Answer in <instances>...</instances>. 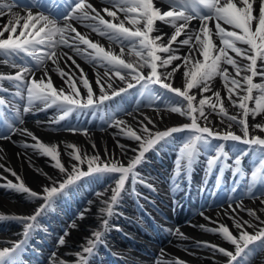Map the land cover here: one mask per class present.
<instances>
[{"label": "snow or ice", "instance_id": "1", "mask_svg": "<svg viewBox=\"0 0 264 264\" xmlns=\"http://www.w3.org/2000/svg\"><path fill=\"white\" fill-rule=\"evenodd\" d=\"M170 5L166 11L156 7L154 0H108L111 7L97 9L88 0H47L46 8L49 15H45L44 11L33 12V8H44L45 4L41 0H23L20 7L26 10L24 15L19 12H14L12 9L16 6L15 2L0 4V17L5 15V9L9 20L5 24H0V55L5 57L4 63L10 64L11 67L18 68L14 74H0V80H8L17 89L14 93H9L13 97L24 99L23 92H27V105L23 108V113L26 114L32 110L35 102L43 103L44 108L56 105L63 115L52 121L59 123L73 112H84L91 110L95 114L103 108L106 102L112 101L115 97L122 94H128L129 90H136L140 95L152 93L153 85H158L160 89L174 94L180 106L171 107V112L178 113L181 116L190 118L191 123L183 124L179 127H171L165 131L157 130L154 134L148 129L143 121H140V133L147 134L149 138L140 145L141 151L139 155L129 164L128 167L117 166L112 164L108 166H92V160H98L99 156L92 157L88 164V171H81L79 164H72V171L68 170L61 164L58 158L59 153L55 145L48 146L37 142L34 145L44 155L49 156L55 163L54 167L58 168L60 173L66 175V179L60 181L53 177H48L51 184L54 186H44L43 194L32 191L27 188L21 181L19 184H12L7 181L8 188L15 189L18 192L27 193L33 199H43L41 204L31 216L16 217L24 225L23 235L27 237L29 231L34 227V223L38 217L43 215L51 206L54 198L57 195H66L68 188L73 186L77 181L84 177L93 174H112L119 173V179L116 180V186L112 189L110 197L111 204H117L121 197V190L124 189L125 180L129 173H132L133 183H144L143 177H137L133 172V168L137 164L145 162V153L149 149H153L158 144L167 143L173 133L189 130L190 138L180 150V158L176 161L177 165L181 164V160H186L190 166L198 154L197 145L210 147L212 139L222 141H236L248 146V149L256 152L260 160V168L252 173L253 181L257 180V173L264 169V137L259 135L249 136V128L247 118L249 115L255 117L264 113V83H254V78L259 77L264 80V0H167ZM255 5H258V14ZM55 12H60V19L63 21V27L57 25V20L53 17ZM111 19H105L104 15ZM118 14H123L124 20L119 18ZM198 19L200 27L198 30H192L188 27L189 22ZM215 20V35H217L222 43V47H217L211 39L212 29L209 28V21ZM90 21L93 27L100 31L101 35L108 36L109 39H117L122 44L131 45V50H136L135 55L139 57V63L126 62L122 57L124 48H121L120 55H116L111 51H106L98 43H94L86 36L81 34L72 26L71 21ZM156 21L174 26L175 31L170 37H165L167 34L153 36L152 33L157 31L155 28ZM129 26L126 27L125 23ZM232 26L233 31H227L221 24ZM102 26V28H101ZM238 30V31H237ZM5 33L7 35L5 36ZM67 33H73L66 38ZM58 36V39L55 38ZM184 36V39H180ZM71 40V43H69ZM237 42L247 45L246 48L238 47ZM80 44L86 45L88 58L99 62L104 68L103 75L97 73L96 85L99 88V96H95L93 89L87 79L86 73L76 64L71 56L67 60H72L80 72V83L87 89L86 99L80 98L79 89L75 86L73 76L68 73L61 72V77H67L66 84L70 89V94H65L64 89L57 90L49 78L47 83L44 77L39 80L35 78L33 68L40 69L43 67L45 60H52L56 63L58 45H66L80 52ZM175 46V47H174ZM187 46L188 55L178 56L175 53L180 47ZM47 49V51H44ZM85 49V51L87 50ZM229 50L239 57L238 61L233 56L229 55ZM160 53L166 54L161 55ZM21 54L32 57L36 64L33 68H27L23 65H18L12 57L23 59ZM63 55H67L66 53ZM202 57V59L198 58ZM181 61L175 65L172 62ZM226 63L234 69V74L230 73L227 68H221V63ZM67 63V61H66ZM171 66V70H167ZM147 67L150 69L145 76L139 68ZM163 69L164 71H160ZM182 71L183 86L175 87L172 83V78ZM31 75V79H26ZM45 75L47 71L45 70ZM222 77L226 98L233 106L241 110V118L237 116H228L226 109L222 106V96L220 90L213 91L210 81L216 76ZM118 78L123 82L124 87H114L113 82ZM139 86V87H137ZM199 89L201 97L196 102V95L191 94V90ZM258 90L260 95H253V91ZM0 91L8 92V89L0 88ZM211 92V97H204L203 93ZM243 93V94H241ZM249 102L254 106L249 108ZM220 104V115L227 116L230 121L238 123L243 129V136L236 135L232 131L224 134L214 132L209 126L211 123L208 120V114L205 111V106L216 112L217 104ZM9 108L15 106L0 98V108ZM131 115V113H129ZM148 123L153 121L145 117ZM203 120L204 126L198 123V120ZM15 121L22 124L23 120L19 110H15ZM111 127L121 129L123 133L131 139L139 142L142 140V135H138L136 131L126 128V122L122 120H112ZM254 127L264 132V124H256ZM72 132L81 131L77 128L67 129ZM87 134V130H82ZM19 132L21 135L37 138L32 132L26 128L15 127L13 124H8L0 129V139H11L14 133ZM28 145H26L27 147ZM74 149L69 155L79 162L84 163V158L80 155L79 149L75 146H69ZM95 147V145H93ZM124 149V145H120ZM223 144L217 148L216 156L211 157L208 161L211 167L216 161L223 156L228 158V153L223 151ZM248 154L247 151H240L235 158V164L240 165L241 160ZM0 167H3L0 165ZM13 176L17 174L11 169ZM239 171V168H237ZM0 179H5L0 177ZM17 179L20 178L17 176ZM259 182L264 185V175L259 177ZM147 187L152 189L151 184ZM155 190V189H152ZM233 192L236 191L234 188ZM251 188H249V192ZM102 196L103 193H97ZM260 196L264 197V192H260ZM231 197L229 200L231 201ZM264 204V199H261ZM111 204L108 207L111 213ZM231 207V204H230ZM237 207H243L237 205ZM235 212V209H232ZM249 215L254 217L261 225H264V220L256 214L253 209L247 210ZM264 212V208L260 209ZM203 215V213H201ZM81 219L83 216L81 215ZM210 219L209 217H205ZM235 228L238 230V235H233L229 228L223 224L217 229H209V231L219 232L223 239L234 246V252L218 247L214 244L198 243V247H208L213 253H220L228 258V264H240V260L256 247H264V227H259L248 220H240L237 217H232ZM107 224V221H104ZM74 226V225H73ZM203 227V226H201ZM256 229L255 232H249L248 229ZM65 232L58 239L60 245L66 243ZM102 233L94 232L93 239L88 241V245L83 247L82 252L76 255L80 257L77 264H87L88 256L93 253L95 244L100 242ZM24 240L13 243L11 247L0 249V264H17L18 253L24 244ZM87 253L88 256L84 254ZM53 264H57L56 254H52ZM59 264H64L59 261ZM178 264H183L179 261Z\"/></svg>", "mask_w": 264, "mask_h": 264}, {"label": "bare ground", "instance_id": "2", "mask_svg": "<svg viewBox=\"0 0 264 264\" xmlns=\"http://www.w3.org/2000/svg\"><path fill=\"white\" fill-rule=\"evenodd\" d=\"M89 3L93 4V6L97 9H103L106 7H111L109 5L108 0H88ZM5 3H13L10 0H0V4ZM156 7L160 8L163 11L169 9L170 5L165 3L163 0H154ZM256 8V12L254 14H258V5L254 6ZM45 15H49L47 12ZM14 12H19L21 15L25 13L19 10L16 6L12 9ZM8 10L5 9V15L0 17V24H5L9 20V16L7 14ZM104 15L105 19H111ZM121 20H124L125 17L123 14H118ZM74 28L84 36H86L89 40L94 43H98L101 45L106 51H111L116 55H120L121 48H124L123 59L126 62H133L134 64L139 63V57L135 55V51L131 50L130 45L126 43H121L119 40L113 38L109 39L106 35H101L100 31H92L89 27L93 26L90 21H71L70 22ZM87 23H91L90 26H87ZM191 23H189L188 27L191 29ZM57 25L63 27V21L57 22ZM125 26L128 27L129 23L126 22ZM175 31L174 27L171 26H160L159 30L153 34L160 35L161 33L167 34L165 37V43L167 42V37H170ZM238 31V30H237ZM7 33H5V36ZM74 35L73 33H67L66 38ZM58 39V36L55 37ZM71 43V40H69ZM81 51L77 52L74 48H70L66 45H58L56 51L60 54L56 63H53L52 60H45L43 67L40 69H35L33 66V72L36 73L37 80L41 77H44L45 83H47L48 79H51L54 87L59 90L60 88L64 89L65 94H70V89L66 84L67 77L62 78L61 72L68 73L73 76V80L75 86L79 89L80 98L86 99L87 97V89L80 83V72L79 69L72 64V60H67L68 56H71L73 60H75L76 64L83 69L84 73L87 75V79L90 82V85L93 89L95 96H99V88L96 85L97 73L103 75L105 72V68L99 64V62H93L88 60L85 57L88 52L92 50L89 49L87 51H83V49H87L86 45L81 44ZM47 51V49H44ZM67 54L66 56L63 54ZM161 55H165L160 53ZM178 56L188 55V48L184 46L181 50L176 52ZM229 55L233 56L237 60H240L239 57H236L235 53L229 52ZM202 59V57H198ZM5 57L0 55V74H14L18 71V68L11 67L10 64H5ZM13 59V58H11ZM25 59V58H23ZM14 60V59H13ZM67 61V63H66ZM33 64L36 63L32 62ZM177 63H182L181 61L174 60L172 62L173 65ZM18 64V63H17ZM24 66V65H23ZM25 67V66H24ZM28 68V67H27ZM221 68H227L230 73L234 74V69L226 63H221ZM45 70L47 71V75H45ZM167 70H171L169 67ZM145 76H147L150 71L147 67L139 68ZM160 71H164L161 69ZM29 79V77H27ZM183 74L182 71L178 73L175 77L172 78L173 86L182 87L183 86ZM254 83H264V80H261L259 77L254 78ZM210 85L213 89L219 90L220 88H224V83L222 77L216 75L211 81ZM114 87H124L123 82L119 81L118 78L113 82ZM191 94L196 95L197 99L202 98L199 89L191 90ZM243 94V93H241ZM212 95L211 92L203 93V96ZM206 113L209 112L208 109H205ZM137 112V114H136ZM131 113V115H129ZM236 113V112H234ZM63 115L61 110L56 111L54 114H48L41 119H36L28 117L21 124V128H26L30 132L34 134L37 138L34 140L32 137L21 135L19 132L14 133L11 136V139H0V177H4L5 179H0V182L11 181L13 184H19L21 181L25 184V186L32 191H36L38 193L43 194L44 186H52L51 181H49L48 177H53L57 180H63L66 175L60 173L59 169L54 167V161L47 155H44L39 149L35 148L34 145L39 142V139L42 140V143L48 146L55 145L58 149L59 156L58 158L61 161V164L68 170V172L72 171V164H79V169L81 171H88V164L92 157L99 156L98 160H92V166H104L107 164L109 167L112 164H116L117 166L128 167L129 164L135 159L136 156L139 155L141 151L140 145L145 143V141L149 138L147 134H141L140 129V121H143L144 124L148 127L151 133H155L157 130L165 131L171 127H179L183 124L184 118H188L186 116H181L178 113L171 112V110H157L154 108H142L139 110L131 111L123 117L122 121L126 122V128L131 129L132 131H136L138 135H142V140L137 142L131 139L129 136L125 135L121 129L116 127H109L103 131H87V134L84 132H72L67 129L65 130H53L54 123L51 120L52 116L59 117ZM211 115V114H210ZM241 115V112H240ZM148 117L153 121V123L149 124L148 120L145 119ZM220 122L215 117H208V120L211 122L209 126L212 128L214 132H219L224 134L228 131H232L236 135L243 136V129L238 123L227 122L226 120L219 118ZM204 126V121L199 120ZM248 128H249V136H261L264 137V132H261L256 127L251 128L252 123L255 124H264V113L256 115L253 117L249 116L247 119ZM226 124V125H224ZM224 125V126H223ZM27 137L30 141L28 146L25 144L20 145L21 137ZM141 143V144H140ZM75 146L76 149H79L80 155L84 158V163L77 162L73 156L69 155V153H73L74 149L69 146ZM95 145V147H93ZM120 145H124V149L122 150ZM164 152H168L169 148H165ZM235 155H230L229 160H232V157ZM147 158H152L147 156ZM167 159L169 157L166 156ZM187 164V162H185ZM184 163V164H185ZM174 170L170 171L168 175L160 176V173L154 170H146L149 169L146 167L144 163L137 164L134 166L133 170H138V177H143L144 183L137 182L135 184V189L138 192V195L145 201L144 194H152L155 195V202L149 201L146 204H150L151 208L154 211L160 213V215L164 216V218H160L163 226L170 227V230L174 232L173 237L168 242H160L159 245L146 244L144 247V253L146 255L144 257H140L137 261L133 262L134 264H155L152 260H156V264H178L179 261H182L183 264H187L190 261L191 264H226L228 262V258L223 256L222 254L213 251L208 247H198V243H208L214 244L218 247H224L229 251L234 252V246H232L228 241L224 240L222 235L217 231H209V229H217L221 224L227 226L233 235H238V230L235 228L232 217L235 216L240 220H248L253 224L258 225L259 227H264L261 225L259 221H257L254 217L250 216L248 213V209H253L256 211V214L260 217L261 220H264V212H261L260 209L264 208V204L261 203L260 195L252 196V193H248L243 197H232L231 201L228 196L221 195L213 200L211 197H208L207 194L210 193L211 188L217 187V185L222 183L223 188L226 185H237L242 178L240 177V172L235 176L234 179H228V169L220 167V165H215V163L211 166V170L213 172V176L207 182V189H205V197L204 200L201 201L199 198L195 201V198L192 197V194L189 192H196V188L198 185L199 178L201 180H205L206 176L202 175V167L203 164L201 159L198 158L197 162L193 165V168L187 169L185 168L182 173L178 170L179 166L176 162H174ZM215 165V166H214ZM7 169H11L14 171L17 176L20 178L17 179V176H13L10 171ZM211 170L209 172H211ZM225 171V177L220 178L218 180V173L222 175V172ZM86 172V171H85ZM207 175V174H206ZM209 175V174H208ZM227 175V177H226ZM193 178V180H192ZM149 179V182L146 181ZM185 179V180H184ZM147 184L154 185L152 190L147 187ZM128 186L129 181H126L124 186ZM54 186V185H53ZM115 185L109 188V190L103 193L102 196L95 195L94 199L90 200L85 207V215L81 220V223L77 225V227L65 236L66 243L64 245L59 244L60 251L65 254L63 258L64 264H72V255L73 249L75 246L78 247V244L86 241L88 245L89 237L93 236L92 230L97 228L100 231L103 227V217L106 215V210L109 207L110 197L112 195V189L115 188ZM191 186H193L191 188ZM242 187H249V182H243L241 184ZM258 189L261 192L264 191V187L258 186ZM245 190V188H244ZM2 189H0V215L8 214L10 216L12 213L15 214H31L35 207L37 206L36 202L43 201L42 199H33L30 196L27 198H19L13 195H6L1 193ZM260 194V193H259ZM171 197H177V200L173 202L171 205ZM188 199L192 200L191 203L192 208L197 209V212L194 216H192L188 221L183 222L179 218L175 217L173 212L166 213V207H172L173 205H179L181 201H185ZM236 197V196H235ZM193 198V199H192ZM226 199L229 202L228 205H224L222 200ZM126 205L128 202H125ZM199 203V204H197ZM231 204V207H230ZM223 207H219V206ZM237 205H242L243 207H237ZM232 209L236 211L233 212ZM203 213V215H201ZM146 220L145 222L149 223L145 215H142ZM205 217H209L210 219H206ZM99 221V222H98ZM101 223V224H100ZM95 225V228H93ZM203 226V227H201ZM154 231H156L155 227L151 225ZM20 228V227H16ZM164 228V227H161ZM256 229H248L249 232H255ZM9 227L0 230V239H3L4 236L10 235ZM143 232L140 231V234ZM89 234V237L86 236ZM143 237L145 234L142 235ZM148 240L149 236H147ZM1 241V240H0ZM78 243V244H77ZM122 241H120L119 245ZM77 244V245H76ZM119 245L116 246V252L121 250ZM149 254V255H148ZM67 258V259H66ZM78 258V256H77ZM52 261H50V264ZM251 264H264V249L257 254L253 263Z\"/></svg>", "mask_w": 264, "mask_h": 264}, {"label": "rangeland", "instance_id": "3", "mask_svg": "<svg viewBox=\"0 0 264 264\" xmlns=\"http://www.w3.org/2000/svg\"><path fill=\"white\" fill-rule=\"evenodd\" d=\"M214 44L215 45H217V46H223L222 45V43H221V41L220 40H215V42H214ZM137 87H139V86H137ZM152 89H153V92L152 93H148L146 96H145V98H148V100L149 101H155L156 99H157V92H156V89H155V85H153L152 86ZM135 93H137L138 94V96H139V98H140V93L138 92V91H135ZM132 95H134V94H132ZM221 96H224V97H222L223 98V100H222V105H223V107H224V109H227L226 111H227V114H228V116H235L234 114L235 113H233V112H229L230 111V109H231V107L232 108H235L232 104H231V102H229L228 100H227V98H226V94L223 92L222 94H221ZM198 101H199V99H198ZM198 103V102H197ZM178 106H180L178 103H176ZM172 107V106H171ZM220 107V104L218 103L217 104V108H219ZM205 109H208V111L209 112H207V114H208V117H215L219 122H220V117L222 118V119H224V120H226L227 122H233V121H230L228 118H227V116H223V115H220V114H218L219 112H212L211 111V109H209L207 106H205ZM237 113V112H236ZM211 114V115H210ZM250 116V115H249ZM249 116H248V118H249ZM237 118L239 119V118H241V115H240V112H238V115H237ZM247 118V119H248ZM186 120H188L189 122H191V120H190V118H185ZM198 123H200V125H203L199 120H198ZM233 123H236V122H233ZM69 124H71V122H69ZM224 125H226V124H224ZM223 125V126H224ZM256 124L255 123H252V125H251V128H253L254 126H255ZM189 138H190V132H189V130H184L183 131V133H182V135L180 136V141L182 142L180 145H182V146H184V144L189 140ZM232 142H228V144L230 145ZM214 145L216 146V148L218 147V143H217V141H214ZM240 148V147H239ZM199 149L202 151L201 153H205L206 151H207V148L206 147H204V146H202V145H199ZM208 151H211V150H208ZM226 153H228V155L229 154H233V153H236L237 155L239 154V152L237 153L236 151H234V148H232V149H230L229 147H228V149L225 151ZM214 155V154H213ZM236 155V156H237ZM236 156H234L233 157V160H235V158H236ZM211 157V156H210ZM210 157L209 158H207V162H204L203 163V165H204V168H203V175L205 174V172L207 171V168H208V160L210 159ZM243 158H245V157H243ZM260 160H261V158H260V156L256 153V152H253V151H251V156H250V159H249V167L246 169L247 170V172L245 173L246 174V180H248L251 184H253V183H255V182H259V177L261 176V175H264V169H261V171L260 172H258L257 173V180L254 182L253 181V176H252V173L254 172V171H256L258 168H260ZM223 164L225 165H227L228 164V166H229V168H230V174H231V177L233 178L234 177V172L237 170V168H239V166H237L236 164H235V161H233V162H231V161H229L228 160V162L227 161H224L223 162ZM258 164H259V166H258ZM111 182H109V183H107L106 185H104L103 187H102V189H100L99 191H100V193H102V192H104V190H106L107 188H108V185L110 184ZM200 184H202V181H200ZM105 188V189H104ZM249 189V188H248ZM252 190H253V188H252ZM238 196H239V193L237 194Z\"/></svg>", "mask_w": 264, "mask_h": 264}]
</instances>
